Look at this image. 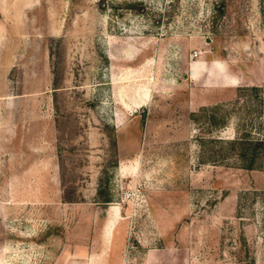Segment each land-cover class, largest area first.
Wrapping results in <instances>:
<instances>
[{
    "label": "rangeland",
    "instance_id": "rangeland-1",
    "mask_svg": "<svg viewBox=\"0 0 264 264\" xmlns=\"http://www.w3.org/2000/svg\"><path fill=\"white\" fill-rule=\"evenodd\" d=\"M0 264H264V0H0Z\"/></svg>",
    "mask_w": 264,
    "mask_h": 264
},
{
    "label": "crops",
    "instance_id": "crops-1",
    "mask_svg": "<svg viewBox=\"0 0 264 264\" xmlns=\"http://www.w3.org/2000/svg\"><path fill=\"white\" fill-rule=\"evenodd\" d=\"M204 64V65H203ZM194 66H195V68H196V72H203V74L205 73V74H207V69L206 68H204L206 65H205V59H202V60H198V61H196L195 62V64H193ZM192 67V66H191ZM207 67V66H206ZM192 69V68H191ZM217 71H219V70H217ZM216 70L214 71V73H216L217 72ZM191 73H193V70H192V72ZM208 75V74H207ZM108 209V208H107ZM110 210V209H109ZM105 218V217H104ZM103 223H104V221H103ZM103 225V224H102ZM110 226V225H109Z\"/></svg>",
    "mask_w": 264,
    "mask_h": 264
},
{
    "label": "trees",
    "instance_id": "trees-1",
    "mask_svg": "<svg viewBox=\"0 0 264 264\" xmlns=\"http://www.w3.org/2000/svg\"><path fill=\"white\" fill-rule=\"evenodd\" d=\"M236 140V139H235ZM233 142H234V140H232ZM257 143H259L260 145H262V142L261 141H259V142H257ZM245 152H241V153H239V155L240 156H245V154H244ZM253 163V155L252 154H250L249 156H248V158H247V162H246V164H245V167H247V168H251V167H253L252 164ZM105 200H107V199H105Z\"/></svg>",
    "mask_w": 264,
    "mask_h": 264
},
{
    "label": "built area",
    "instance_id": "built-area-1",
    "mask_svg": "<svg viewBox=\"0 0 264 264\" xmlns=\"http://www.w3.org/2000/svg\"><path fill=\"white\" fill-rule=\"evenodd\" d=\"M198 55V50L193 49L192 52L190 53V57H194ZM192 72L191 67L188 68V74H190Z\"/></svg>",
    "mask_w": 264,
    "mask_h": 264
},
{
    "label": "bare ground",
    "instance_id": "bare-ground-1",
    "mask_svg": "<svg viewBox=\"0 0 264 264\" xmlns=\"http://www.w3.org/2000/svg\"><path fill=\"white\" fill-rule=\"evenodd\" d=\"M193 70V69H192Z\"/></svg>",
    "mask_w": 264,
    "mask_h": 264
}]
</instances>
